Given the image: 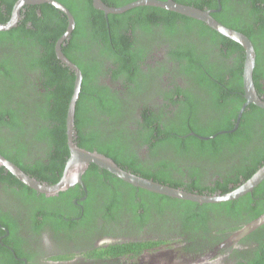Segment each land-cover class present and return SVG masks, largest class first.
I'll list each match as a JSON object with an SVG mask.
<instances>
[{
    "label": "trees",
    "instance_id": "1",
    "mask_svg": "<svg viewBox=\"0 0 264 264\" xmlns=\"http://www.w3.org/2000/svg\"><path fill=\"white\" fill-rule=\"evenodd\" d=\"M16 1L0 0L1 23L11 18ZM58 1L76 19L63 51L84 74L75 120L80 146L105 153L138 175L198 193L229 192L264 164V109L255 104L246 108L237 130L210 139L198 136L235 126L246 100L245 49L239 42L202 21L159 7L138 6L106 17L93 0ZM104 1L122 6L135 0ZM176 1L202 9H218L221 4L213 16L248 35L254 44V81L264 97V0ZM22 14L16 27L0 32V144L6 143V147L0 145V152L31 176L53 184L63 174L70 154L66 123L76 74L55 50L68 18L50 3L26 6ZM94 40L100 43L98 50ZM163 47L169 58L162 57ZM163 75L170 81L169 91L162 89ZM183 77L189 85L175 81ZM169 102L175 111H168ZM196 114L207 123L201 125ZM83 179L90 195L97 188L105 192L104 206L112 211L114 205L122 207L123 214H130L136 231L151 226L150 232L131 235L132 241L104 249L117 255L156 244L148 243V238L167 242L170 237L180 243L179 238L191 230L215 229L216 237L224 239L264 214V180L236 200L199 204L137 188L94 164ZM0 180L20 185L33 197L38 193L4 166ZM84 194L77 184L56 196L41 195V203H49L41 207L51 209L56 218L55 232L63 233L79 223L64 217L80 216L74 200ZM84 206L81 221L90 214L87 202ZM0 221L6 222L1 217ZM261 236L264 224L247 236L259 243L255 253L237 264H264ZM7 238L3 241L12 244ZM12 245L16 256L30 259L29 253ZM0 248L8 252L7 261L0 264H14L13 253Z\"/></svg>",
    "mask_w": 264,
    "mask_h": 264
},
{
    "label": "flooded vegetation",
    "instance_id": "2",
    "mask_svg": "<svg viewBox=\"0 0 264 264\" xmlns=\"http://www.w3.org/2000/svg\"><path fill=\"white\" fill-rule=\"evenodd\" d=\"M1 4L6 11V3L2 2ZM164 39L174 41L168 38ZM93 43L98 45L94 46L98 50L100 43H97L96 40ZM165 45L168 46L167 43ZM166 51L167 48L163 47L162 57L169 58ZM175 81L180 85H189L184 77L182 79L175 78ZM161 82L165 85L162 86V89L169 91L170 81L166 75H163ZM168 104V111H175L174 104L170 102ZM197 119L201 125L207 123V120L199 114ZM2 144L6 147V143ZM4 172L3 174L6 175V170ZM104 179L106 180V177ZM91 180L96 183V177L91 176ZM85 193L74 200L80 209V216L64 217L66 220H78L79 223L72 228L64 229L63 233H57L52 228L56 221L53 211L47 207H41L42 204H49L41 203L43 193L38 192L33 197L32 192L27 194L20 185H11L0 180V217L6 221L5 223L0 221V227L4 230V233L0 235V246H4L6 250L13 253L16 258L14 264H237L239 260L250 258L259 247L256 240L247 236L261 225L241 237L237 236L245 226L253 222L251 221L240 229L229 233L224 239L216 237L215 229L205 233L191 230L186 231L179 238L180 243L171 241L170 237L166 239L167 242H163L158 237L148 238L146 240L148 243L156 244L145 247L140 252L131 250L117 255L104 249L117 243L132 241L134 239L131 235L150 232L151 226L143 227L140 232L136 231L137 228H134V224L137 223L131 222L130 214H123L122 207L114 208V205L112 211L111 208L104 206L108 196H104L105 192L102 189H95L91 195L89 191ZM86 202L90 206V214L84 217V221H81L85 213ZM105 209L108 211L106 212ZM125 211H127L126 208ZM42 212L45 216L41 215ZM122 216H125L127 220L122 222ZM35 217H38L37 221ZM165 220H167V216ZM6 223L12 227L13 231L6 226ZM5 237H8L7 240L12 244L17 245L16 249L20 252L29 253L30 259L25 256H16L13 245L3 241ZM259 238L264 240V236ZM2 249L0 248V262L3 259L6 261L8 259V252ZM3 264L10 263L4 262Z\"/></svg>",
    "mask_w": 264,
    "mask_h": 264
},
{
    "label": "water",
    "instance_id": "3",
    "mask_svg": "<svg viewBox=\"0 0 264 264\" xmlns=\"http://www.w3.org/2000/svg\"><path fill=\"white\" fill-rule=\"evenodd\" d=\"M50 3L61 10L68 18V26L63 35L56 43L57 57L67 65L76 74L74 92L69 102L67 111V137L70 154L66 161L63 174L58 182L50 184L37 179L25 172L15 162L0 152V167L4 166L8 171L14 174L20 181L30 188L41 192L47 196H56L60 192L66 191L69 188L80 184L85 192L87 191L83 176L94 164L100 169L107 170L118 178L127 183L134 185L137 188L145 189L154 193L166 195L172 198L190 200L205 203H221L231 200H236L248 193H252L254 189L264 180V164L246 181L226 193H198L189 191L183 187H175L166 183L156 181L152 178H147L138 175L130 170L121 167L112 157L97 150H89L78 144L76 141V106L82 90V82L84 74L82 69L72 61L63 51V45H66L70 40L72 33L76 27V19L71 10L58 0H17L14 4L11 18L5 23L0 22V32L10 30L16 27L21 21L26 6ZM94 7L104 11L106 17L109 14L124 13L138 6H154L163 8L169 11H174L182 15H186L193 19L202 21L208 26L219 32L220 34L229 37L239 42L245 49V62L243 72V86L245 102L239 110L235 126L231 130H221L215 135L204 136L198 135L201 139H210L218 134L233 132L238 129L242 115L250 104H255L264 109V97L261 96L256 88L254 81V70L256 67V49L252 40L245 33L226 26L213 16V13L221 10V4L218 9H202L194 5L185 4L176 0H135L122 6H113L107 4L104 0H93ZM195 134L194 132H191ZM264 223V214L252 223L245 226L238 234L241 237L252 229Z\"/></svg>",
    "mask_w": 264,
    "mask_h": 264
}]
</instances>
